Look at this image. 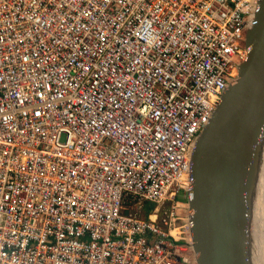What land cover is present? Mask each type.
I'll return each instance as SVG.
<instances>
[{
    "label": "built area",
    "instance_id": "2783aa9c",
    "mask_svg": "<svg viewBox=\"0 0 264 264\" xmlns=\"http://www.w3.org/2000/svg\"><path fill=\"white\" fill-rule=\"evenodd\" d=\"M260 0H0V264H197L199 133Z\"/></svg>",
    "mask_w": 264,
    "mask_h": 264
},
{
    "label": "water",
    "instance_id": "95a60500",
    "mask_svg": "<svg viewBox=\"0 0 264 264\" xmlns=\"http://www.w3.org/2000/svg\"><path fill=\"white\" fill-rule=\"evenodd\" d=\"M250 48L225 96L197 136L190 194L197 264H252V220L264 145V0Z\"/></svg>",
    "mask_w": 264,
    "mask_h": 264
},
{
    "label": "bare ground",
    "instance_id": "6f19581e",
    "mask_svg": "<svg viewBox=\"0 0 264 264\" xmlns=\"http://www.w3.org/2000/svg\"><path fill=\"white\" fill-rule=\"evenodd\" d=\"M250 48L246 46L245 52L243 53L244 58L246 59L249 54ZM244 59V60H245ZM243 60V61H244ZM242 61V62H243ZM239 69V67H238ZM235 73V78L238 76V70ZM261 172L259 175V181L257 184L256 196H255V204L253 209V220H252V264H264V240L261 232L264 231V228L260 225V217L258 216L259 213V205L261 203V198L264 192V145H263V152L261 158Z\"/></svg>",
    "mask_w": 264,
    "mask_h": 264
},
{
    "label": "rangeland",
    "instance_id": "374dc122",
    "mask_svg": "<svg viewBox=\"0 0 264 264\" xmlns=\"http://www.w3.org/2000/svg\"><path fill=\"white\" fill-rule=\"evenodd\" d=\"M264 190V189H263ZM260 209H259V213L258 216L260 217V225H261V229L262 227L264 228V192L261 198V203L259 205ZM261 235L263 236V240H264V231L261 232Z\"/></svg>",
    "mask_w": 264,
    "mask_h": 264
}]
</instances>
